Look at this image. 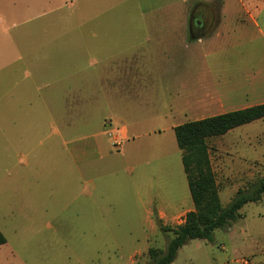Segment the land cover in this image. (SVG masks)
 <instances>
[{"label": "rangeland", "instance_id": "rangeland-1", "mask_svg": "<svg viewBox=\"0 0 264 264\" xmlns=\"http://www.w3.org/2000/svg\"><path fill=\"white\" fill-rule=\"evenodd\" d=\"M225 83L248 95L214 98ZM260 89L264 0H0V264H155L194 208L173 127ZM208 147L224 207L264 177V119ZM240 213L173 264L264 263V196Z\"/></svg>", "mask_w": 264, "mask_h": 264}, {"label": "trees", "instance_id": "trees-1", "mask_svg": "<svg viewBox=\"0 0 264 264\" xmlns=\"http://www.w3.org/2000/svg\"><path fill=\"white\" fill-rule=\"evenodd\" d=\"M259 119H264V103L188 121L174 128L194 209L186 213L184 222L178 226L166 251L154 257L155 264H173L179 249L191 239L213 241L216 229L236 221L247 203L257 202L264 196V177H261L247 187L238 189L232 201L224 207L208 147L209 138L224 135ZM6 242V236L0 229V245ZM150 253L154 256L156 250L151 249Z\"/></svg>", "mask_w": 264, "mask_h": 264}, {"label": "crops", "instance_id": "crops-1", "mask_svg": "<svg viewBox=\"0 0 264 264\" xmlns=\"http://www.w3.org/2000/svg\"><path fill=\"white\" fill-rule=\"evenodd\" d=\"M36 4L39 5L41 3L37 2ZM199 6H202V5L200 4ZM193 29L195 32H192ZM187 30H188L187 35H188L189 42L192 41L193 37H194L193 40L200 42L201 40H203V38L205 36L203 34H205L204 32H206L208 30V28L206 27L204 30H201L200 24H198L195 21V19H192V16L189 15L188 21H187ZM7 66H10V64L8 63ZM136 73H138V72H136ZM203 88H204L205 94L203 93V97L201 95H199V97H198L199 102H201V101L205 102L206 98L208 97L207 96V88L206 87H203ZM221 88H224V90H222ZM246 89L244 90L243 86L239 85V84H229V83L227 84V83H225V84H222L220 86V90H218V91L215 90V92H217V93H214V95H215L214 98H216L218 95V97H223V98L227 99L228 101L240 103L241 99H242V95L244 93H246V95H248L247 94L248 90H246ZM68 91L71 93V89H69ZM63 93H66V90L63 91ZM257 93L261 96H264V90H262V89L258 90ZM210 94L212 95V92H210ZM252 95L254 96L255 93H252ZM188 96L190 97L189 93L187 94L182 89H181V91L178 90V92H177V99H179V100L183 99L185 101L187 99V102H188V100H189ZM45 99H46V97H45ZM66 99H67L66 102H72L71 100H68V97H66ZM260 103H264V100L256 101L254 103H243L241 105V107H239V109L249 107L252 105H256V104H260ZM173 128H175V126ZM130 133H131L130 128L127 127L126 125H123L120 128H114L111 131H109L108 136L112 139V145L115 146L116 149H121L122 146L124 145V143H123L124 141H130ZM133 140H135L134 137H133ZM193 205H194V203H193Z\"/></svg>", "mask_w": 264, "mask_h": 264}, {"label": "flooded vegetation", "instance_id": "flooded-vegetation-1", "mask_svg": "<svg viewBox=\"0 0 264 264\" xmlns=\"http://www.w3.org/2000/svg\"><path fill=\"white\" fill-rule=\"evenodd\" d=\"M200 6L197 5L194 8V12L191 14L192 19H195V21L200 24L201 30H204L206 28V23H207V18L204 17L202 10L200 9ZM192 32H195L194 29L192 30Z\"/></svg>", "mask_w": 264, "mask_h": 264}, {"label": "built area", "instance_id": "built-area-1", "mask_svg": "<svg viewBox=\"0 0 264 264\" xmlns=\"http://www.w3.org/2000/svg\"><path fill=\"white\" fill-rule=\"evenodd\" d=\"M246 263H247V264H250V261L247 260ZM255 264H264V263H255Z\"/></svg>", "mask_w": 264, "mask_h": 264}]
</instances>
